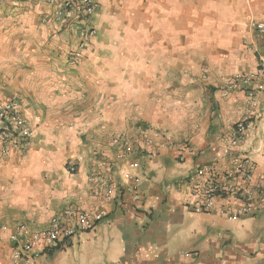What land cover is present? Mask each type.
Instances as JSON below:
<instances>
[{
	"label": "crops",
	"instance_id": "obj_1",
	"mask_svg": "<svg viewBox=\"0 0 264 264\" xmlns=\"http://www.w3.org/2000/svg\"><path fill=\"white\" fill-rule=\"evenodd\" d=\"M64 1L0 0V101L16 99L34 131L25 148L0 143V264H14L12 228L42 231L68 208L107 216L34 264H264V33L254 26L264 0H96L84 41L57 19ZM144 129L173 144L145 156ZM119 139L130 141L124 156ZM234 156L255 165L251 181H233L251 199L188 206L226 179ZM196 168L205 172L191 183ZM127 172L140 177V199ZM248 200L254 212L231 218Z\"/></svg>",
	"mask_w": 264,
	"mask_h": 264
},
{
	"label": "built area",
	"instance_id": "obj_2",
	"mask_svg": "<svg viewBox=\"0 0 264 264\" xmlns=\"http://www.w3.org/2000/svg\"><path fill=\"white\" fill-rule=\"evenodd\" d=\"M54 1V0H48ZM60 9L56 13L57 19L74 21L75 31L79 33L81 40H85L88 36L95 33L92 27H87L89 22L96 15L98 5L96 0H65ZM255 28L264 33V23L254 25ZM81 43L80 50L83 48ZM81 57V53L77 52L75 59ZM254 75H249L243 78L235 79L231 84V89H239L240 86L251 85L254 80ZM249 96H254V91L249 90ZM0 143L3 145L14 143L16 146L20 144L25 148L28 146L30 139L34 135L33 129L30 127L27 120L24 119L18 110V102L16 99L0 101ZM249 125L248 122L241 121L236 124L232 134L227 138V150L229 152L243 141L247 135ZM143 136L145 137V145L142 148V153L149 157L155 158L161 147L172 145L173 138L169 134L158 131L144 129ZM123 141L122 155L129 150L130 141ZM180 158H183L182 156ZM131 169L138 168L140 165L134 161L129 164ZM233 168L227 172L224 181H210L203 189L195 191L189 198H186V204L192 207L195 211H209L215 205L217 198L228 197H245L251 199L253 191L249 188H241L233 181L236 178L241 181H251L255 165L249 158L234 156L232 158ZM75 171V167H71V172ZM203 168L194 169L188 176L191 183L196 181L204 174ZM125 179L130 183V191L134 193L137 199H140V177L134 173L127 172ZM216 179V178H215ZM112 189L106 193L107 198H111ZM243 199V198H242ZM255 210L251 200L244 203V206L234 214H230L231 218H238L245 215H251ZM229 214V213H228ZM107 216L106 211H86L77 208L66 209L61 216L52 217L48 226L42 231H34L28 224H17L12 228L9 239L13 245V262L14 264H34L40 252L49 251L59 247L65 248L71 245L72 240L82 233L93 231L96 226L101 223ZM190 256V254H187Z\"/></svg>",
	"mask_w": 264,
	"mask_h": 264
},
{
	"label": "trees",
	"instance_id": "obj_3",
	"mask_svg": "<svg viewBox=\"0 0 264 264\" xmlns=\"http://www.w3.org/2000/svg\"><path fill=\"white\" fill-rule=\"evenodd\" d=\"M60 248H62V247H59V248H56V249H60Z\"/></svg>",
	"mask_w": 264,
	"mask_h": 264
}]
</instances>
